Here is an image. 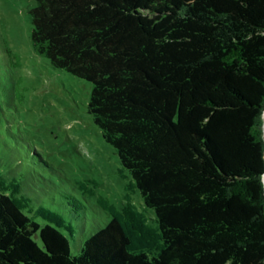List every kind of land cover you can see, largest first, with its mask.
<instances>
[{
    "label": "trees",
    "instance_id": "obj_1",
    "mask_svg": "<svg viewBox=\"0 0 264 264\" xmlns=\"http://www.w3.org/2000/svg\"><path fill=\"white\" fill-rule=\"evenodd\" d=\"M30 12L36 49L91 82L88 111L156 224L101 198L109 220L73 253L72 224L27 214L2 180L0 264H264V0H36Z\"/></svg>",
    "mask_w": 264,
    "mask_h": 264
},
{
    "label": "rangeland",
    "instance_id": "obj_2",
    "mask_svg": "<svg viewBox=\"0 0 264 264\" xmlns=\"http://www.w3.org/2000/svg\"><path fill=\"white\" fill-rule=\"evenodd\" d=\"M35 4L0 0V181L28 197L27 214L45 207L71 223L72 252L79 253L109 220L99 199L118 207L130 201L150 224L155 213L88 111L91 82L53 67L34 46ZM262 120L264 139V110Z\"/></svg>",
    "mask_w": 264,
    "mask_h": 264
},
{
    "label": "water",
    "instance_id": "obj_3",
    "mask_svg": "<svg viewBox=\"0 0 264 264\" xmlns=\"http://www.w3.org/2000/svg\"><path fill=\"white\" fill-rule=\"evenodd\" d=\"M263 173H264V172H263ZM263 173H262V175H263ZM262 175H261V180H262V182H263ZM263 187H264V183H263Z\"/></svg>",
    "mask_w": 264,
    "mask_h": 264
},
{
    "label": "bare ground",
    "instance_id": "obj_4",
    "mask_svg": "<svg viewBox=\"0 0 264 264\" xmlns=\"http://www.w3.org/2000/svg\"><path fill=\"white\" fill-rule=\"evenodd\" d=\"M262 179H263V183H264V173H263V175H262Z\"/></svg>",
    "mask_w": 264,
    "mask_h": 264
}]
</instances>
